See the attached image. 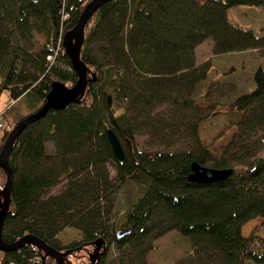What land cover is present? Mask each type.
<instances>
[{
	"label": "trees",
	"instance_id": "obj_1",
	"mask_svg": "<svg viewBox=\"0 0 264 264\" xmlns=\"http://www.w3.org/2000/svg\"><path fill=\"white\" fill-rule=\"evenodd\" d=\"M88 1L0 0V91L8 94L0 150L24 117L10 118L12 101L25 100L31 113L44 103L53 81L77 80L63 38ZM239 4L264 0H109L92 14L80 51L88 79L80 99L30 122L9 153L5 242L31 233L56 249L74 250L101 237L98 264L105 263L110 248L114 264H149L153 241L176 229L189 237L192 253L175 264H264V234L254 228L242 233L244 222L264 214V156L258 155L264 146V68L254 69L252 89L222 103L229 124L236 125L226 142L200 135L203 121L216 111L201 115L205 106L194 96L214 55L264 52V31L229 20L228 8ZM36 31L45 33L40 48L32 44ZM208 37L212 56L197 62L196 47ZM199 96L209 102V88ZM162 105L168 109L159 110ZM108 127L125 148L122 161L113 157ZM140 133L157 138L159 148L139 149ZM181 136L187 145L175 148ZM194 161L234 171L222 180L191 181ZM128 178L138 182L139 195L120 216H103L98 201ZM6 179L0 167V189ZM58 201L77 208L69 225L81 230L80 240L65 245L58 240L64 217ZM119 228L130 231L117 236ZM41 263L42 252L31 243L0 250V264ZM55 263L45 258L44 264Z\"/></svg>",
	"mask_w": 264,
	"mask_h": 264
},
{
	"label": "rangeland",
	"instance_id": "obj_2",
	"mask_svg": "<svg viewBox=\"0 0 264 264\" xmlns=\"http://www.w3.org/2000/svg\"><path fill=\"white\" fill-rule=\"evenodd\" d=\"M227 16L230 21L238 23L243 27L252 28L256 31H264V4L247 5L239 4L228 8ZM45 41V33L36 31L33 35L32 44L35 48H40ZM212 39L206 38L196 47V61L200 62L212 56L211 52ZM212 58V66L209 76L197 85L194 96L197 97L198 103L205 106L200 109L201 115L210 114L203 121L200 127V135L206 140H214L215 144L226 142L230 137L236 125L229 124L230 114L226 112L222 103H226L233 99L237 94L250 90L254 87L253 71L261 64L264 68V52L261 49H248L237 52H228L214 55ZM220 79V81H215ZM68 85L70 83H67ZM209 88L210 101L203 100L199 94ZM8 94L6 90L0 91V110L7 106ZM212 106L209 108L207 104ZM166 105L159 107V110L166 111ZM12 113L10 118L18 120L29 113L30 107L26 106L25 100L12 101L10 106ZM135 142L139 149L145 151H153L159 148L158 139L153 138L148 133H140L135 137ZM175 148L185 147L187 138L179 137L174 144ZM129 146V143L126 144ZM259 156H264V146L258 152ZM241 168L240 166L237 167ZM243 168V167H242ZM111 176L115 175L114 167L109 164ZM60 184L55 185L51 193H57ZM139 184L132 178L126 179L119 185H116L104 197H102L97 206L101 214L105 217L108 215L120 216L122 211L139 195ZM55 195V194H54ZM64 214L61 223L63 228L57 233V238L62 245L72 241H78L82 238L81 230L70 226V215L75 211V205L72 202L56 203ZM77 209V208H76ZM72 212V213H71ZM71 213V214H70ZM254 228L258 232L264 234V214L253 217L242 224V233L247 235ZM94 244L86 248L76 247L70 252L69 264H90L89 253L94 249ZM192 253V245L189 237L180 233L176 229H170L153 241V247L147 253L149 264H175L183 256ZM115 252L111 248L108 251V257L104 264H114L110 262L115 257Z\"/></svg>",
	"mask_w": 264,
	"mask_h": 264
},
{
	"label": "water",
	"instance_id": "obj_3",
	"mask_svg": "<svg viewBox=\"0 0 264 264\" xmlns=\"http://www.w3.org/2000/svg\"><path fill=\"white\" fill-rule=\"evenodd\" d=\"M109 0H90L86 3L76 24L65 33L63 38L64 50L69 56L72 66L77 71L78 77L74 84L68 85L62 81L55 80L51 84V88L46 94L44 103L35 111L27 114L10 129L5 141L0 150V167H2L7 179L2 189H0V250L7 251L20 247L23 244L31 243L42 252V263L45 258L50 256L55 259V264H65L66 256L72 249L59 250L45 242L38 236L27 233L22 235L14 242H5L2 238V225L4 216L10 208V193L9 187L12 179V170L8 162L9 153L15 143L19 133L30 123L45 116L50 109H59L68 106L72 102L80 99L82 92L87 86V69L81 59L80 51L84 41V28L92 14L105 2ZM107 138L109 140L113 157L116 161H122L125 157V148L115 133L113 128L106 129ZM192 171L188 175V179L197 182H211L216 180L226 179L233 173L232 167L216 168L200 164L196 161L192 162ZM2 195V198H1ZM130 228H119L117 236H122L128 233ZM95 248L89 253L90 264H98L101 250L104 248V243L101 237L93 241Z\"/></svg>",
	"mask_w": 264,
	"mask_h": 264
},
{
	"label": "built area",
	"instance_id": "obj_4",
	"mask_svg": "<svg viewBox=\"0 0 264 264\" xmlns=\"http://www.w3.org/2000/svg\"><path fill=\"white\" fill-rule=\"evenodd\" d=\"M4 125V122L2 120V112H0V126H3Z\"/></svg>",
	"mask_w": 264,
	"mask_h": 264
},
{
	"label": "flooded vegetation",
	"instance_id": "obj_5",
	"mask_svg": "<svg viewBox=\"0 0 264 264\" xmlns=\"http://www.w3.org/2000/svg\"><path fill=\"white\" fill-rule=\"evenodd\" d=\"M95 246V245H94ZM95 248V247H94ZM65 264H69V259H68V257L66 256V258H65Z\"/></svg>",
	"mask_w": 264,
	"mask_h": 264
},
{
	"label": "bare ground",
	"instance_id": "obj_6",
	"mask_svg": "<svg viewBox=\"0 0 264 264\" xmlns=\"http://www.w3.org/2000/svg\"><path fill=\"white\" fill-rule=\"evenodd\" d=\"M126 152V151H125ZM126 155V154H125ZM116 161V160H115ZM217 181V180H216ZM1 198H2V195H1ZM102 251V250H101ZM54 259V258H53ZM55 260V259H54Z\"/></svg>",
	"mask_w": 264,
	"mask_h": 264
}]
</instances>
